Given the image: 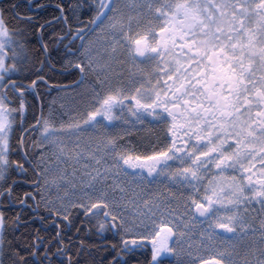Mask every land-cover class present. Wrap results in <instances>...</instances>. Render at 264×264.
Wrapping results in <instances>:
<instances>
[{"label": "snow or ice", "instance_id": "1", "mask_svg": "<svg viewBox=\"0 0 264 264\" xmlns=\"http://www.w3.org/2000/svg\"><path fill=\"white\" fill-rule=\"evenodd\" d=\"M129 262L264 264V0H0V264Z\"/></svg>", "mask_w": 264, "mask_h": 264}, {"label": "trees", "instance_id": "2", "mask_svg": "<svg viewBox=\"0 0 264 264\" xmlns=\"http://www.w3.org/2000/svg\"><path fill=\"white\" fill-rule=\"evenodd\" d=\"M26 1H28V0H21V1H19L20 3H21V5L22 6H24L25 4H27V2ZM46 1H51V2H53L54 0H46ZM53 11V9L51 8V7H48V8H46V9H43V13H40V15L42 16V17H44L45 19H47L48 18V14L49 13H51ZM73 76L74 75H72V76H69L68 77V79H72L73 78ZM57 79L61 82V83H65L66 81H65V79H64V77L63 76H60L59 74L57 75ZM41 90L44 92V91H46L47 89L46 88H44L43 86H41ZM53 94H56L55 92H53L52 93V95ZM44 97L46 98H44V100H45V103H47V101H49L51 98V96H49L48 94H47V96H46V94H45V92H44ZM23 190H28L26 187L23 189ZM27 216H30L29 214H28V212L26 211V217L25 218H27ZM79 223V221H77V224ZM38 227V224H37V221L34 223V224H30V225H28V231H35V229ZM85 227H86V225H85ZM53 229H54V227L53 228H51V226L49 227V229H48V231H41V235L42 236H49V235H51V233H52V231H53ZM75 232V229H72V232L71 233H69L70 235L72 234V233H74ZM108 235V238L109 239H111V234H107ZM76 239H78V238H76ZM93 242H99L98 241V239L97 238H95V237H93ZM129 264H131V262H129Z\"/></svg>", "mask_w": 264, "mask_h": 264}, {"label": "flooded vegetation", "instance_id": "3", "mask_svg": "<svg viewBox=\"0 0 264 264\" xmlns=\"http://www.w3.org/2000/svg\"><path fill=\"white\" fill-rule=\"evenodd\" d=\"M19 1H21V0H19ZM27 3H28V1H26ZM43 2H45V3H52L51 1H46V0H43ZM54 2V1H53ZM49 7H51V6H49ZM52 8V7H51ZM43 10H41L40 11V13H43L42 12ZM53 55H55V53H53ZM75 78V76H73V78L72 79H74ZM66 83V82H65ZM45 92V94H46V96H47V92H48V89L46 90V91H44ZM53 95H56V94H53ZM45 98V97H44ZM51 98V97H50ZM46 99V98H45ZM148 133L145 131L144 133H143V135H147ZM132 142L134 143V144H138V143H140L141 142V136L140 135H137L136 133H133V135H132ZM15 211V210H14ZM25 211H27L28 212V214L29 215H33V213H31L29 210H25ZM37 224H38V227H40L41 226V222L39 221V220H37ZM54 226H51V228H53ZM70 235V234H69Z\"/></svg>", "mask_w": 264, "mask_h": 264}]
</instances>
